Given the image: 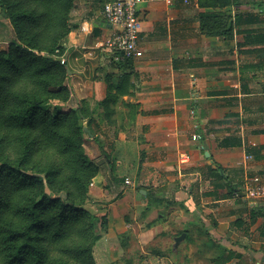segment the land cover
Here are the masks:
<instances>
[{"label":"crops","instance_id":"0c3cea01","mask_svg":"<svg viewBox=\"0 0 264 264\" xmlns=\"http://www.w3.org/2000/svg\"><path fill=\"white\" fill-rule=\"evenodd\" d=\"M105 2L77 0L62 58L71 108L86 102L112 157L91 151L102 164L91 193L107 200L122 191L105 205L110 238L129 227L123 220L130 210L136 217L144 211L148 225L157 212L149 233L172 227L174 242L184 232L186 245L194 233L222 245L230 236L257 235L254 250L235 241L230 249L238 256L227 264H264V217L249 225L253 210L264 214V200H248L246 189L248 178H264V45L247 41L248 33L264 31V0H235L230 39L201 34L200 15L213 10L199 8L198 0L144 2L138 25L144 56L124 66L105 46L114 33ZM109 94L116 102L106 111L99 103ZM120 173L133 186L117 185ZM178 211L191 218L172 220ZM181 246H173L175 255Z\"/></svg>","mask_w":264,"mask_h":264},{"label":"trees","instance_id":"16d2710c","mask_svg":"<svg viewBox=\"0 0 264 264\" xmlns=\"http://www.w3.org/2000/svg\"><path fill=\"white\" fill-rule=\"evenodd\" d=\"M0 2V17L11 21L20 41L0 53V264H95L92 251L101 238L99 218L84 207L101 165L86 152L85 122L105 159L112 157L101 133L90 128L96 118L86 102L67 112L50 105L71 97L68 71L59 58L66 50L77 0ZM197 4L213 10L200 15L201 34L233 37L229 8L235 0H198ZM247 37L264 45V31ZM115 102L109 94L99 107L111 110ZM41 155L46 157L39 159ZM230 190L241 198L236 187ZM250 215L249 225L264 217L255 210ZM243 224L242 220L236 223ZM224 248L228 253L216 264L237 258L236 251Z\"/></svg>","mask_w":264,"mask_h":264},{"label":"rangeland","instance_id":"374dc122","mask_svg":"<svg viewBox=\"0 0 264 264\" xmlns=\"http://www.w3.org/2000/svg\"><path fill=\"white\" fill-rule=\"evenodd\" d=\"M2 41V42H1ZM20 41L15 32L14 26L8 18L0 17V53L7 52L10 50L12 44H19ZM62 57L59 58L61 61ZM70 90V89H69ZM71 96V91H70ZM72 97V96H71ZM70 97V100H71ZM60 101L54 100L50 103L51 106H59L62 108L64 112L72 109L71 101ZM88 128L87 122L84 123V128ZM93 131L95 129L90 127ZM89 130V129H88ZM85 138V149L88 156L91 158V151L96 150L100 152L99 145L92 144L93 138L84 131ZM101 139V137H100ZM94 146V147H93ZM93 147V148H92ZM98 147V148H97ZM46 155H41L39 159H44ZM92 159V158H91ZM94 160V159H93ZM97 162V161H96ZM101 168H102V164ZM111 167V166H110ZM121 175L117 178L120 181H116L117 185L125 184V175L120 173ZM69 175V174H68ZM94 180L91 181L89 186V200L85 205V209L93 216H97L99 218V233L101 238L95 244L94 249L92 251V256L95 264H216V260L219 257L226 256L228 251L226 248H232L235 246L234 242L236 241L242 243L243 247L251 248L252 250L259 248V240L258 236H250L249 232H247L246 236H241L242 238H237L232 236L229 237V240L226 239L222 244H217L214 242L211 237L210 243L206 244L205 236L194 233L192 244H185V241L182 242L181 251L179 255H175L173 252L174 240L172 233L175 232L172 230V227H168V229H164L160 231L156 235H152L149 233L153 231V223L154 219L158 217V213L154 212L151 214V222L150 224H145L142 221L147 218L146 214L143 213L139 216L134 214L133 210L127 212L124 216L123 223L125 226L129 225L126 229H118L119 231L114 235V239L109 236V218L107 208L105 205H109L114 203L119 197L122 195V191L111 198L106 199H96L91 193L93 188ZM127 186V185H126ZM138 195V199L139 194ZM63 198L66 197V193L62 192L60 194ZM250 201H256L264 199H255L253 197H249ZM144 203V201H143ZM146 203V202H145ZM104 205V206H103ZM142 212V211H141ZM181 211H178L177 214L172 216V220H187L191 217L181 218ZM105 216L106 225L101 226L105 219L102 217ZM136 218V219H135ZM145 221V220H144ZM184 223V222H183ZM105 224V223H104ZM117 227H120L117 225ZM166 228V227H165ZM251 232V231H250ZM219 235V234H218ZM192 250L190 253L189 250ZM194 251V252H193ZM199 252V253H198ZM147 256L150 260H146ZM167 258V259H166Z\"/></svg>","mask_w":264,"mask_h":264},{"label":"built area","instance_id":"2783aa9c","mask_svg":"<svg viewBox=\"0 0 264 264\" xmlns=\"http://www.w3.org/2000/svg\"><path fill=\"white\" fill-rule=\"evenodd\" d=\"M151 1L154 0H113L104 5V19L114 29L105 46L116 62L137 61L143 58L144 52L138 29L139 7L142 3ZM61 63L65 65L66 60L62 58ZM200 138L198 135L193 136L194 140ZM125 183L127 186H133L129 178L125 179ZM246 189L251 197L264 199V178L260 176L248 178Z\"/></svg>","mask_w":264,"mask_h":264},{"label":"water","instance_id":"95a60500","mask_svg":"<svg viewBox=\"0 0 264 264\" xmlns=\"http://www.w3.org/2000/svg\"><path fill=\"white\" fill-rule=\"evenodd\" d=\"M2 13V8H1V2H0V15ZM68 73L70 74V71H68ZM84 131L89 133V130L87 127L84 128ZM142 194L146 195V191H141ZM187 234L183 233L182 235L178 236L175 238V244H174V249L179 248V246L181 245V243L186 239Z\"/></svg>","mask_w":264,"mask_h":264}]
</instances>
